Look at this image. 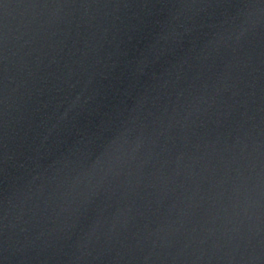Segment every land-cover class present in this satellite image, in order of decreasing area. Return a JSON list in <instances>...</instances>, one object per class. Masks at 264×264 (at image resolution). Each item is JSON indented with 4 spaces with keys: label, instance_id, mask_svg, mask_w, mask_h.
I'll return each mask as SVG.
<instances>
[{
    "label": "water",
    "instance_id": "water-1",
    "mask_svg": "<svg viewBox=\"0 0 264 264\" xmlns=\"http://www.w3.org/2000/svg\"><path fill=\"white\" fill-rule=\"evenodd\" d=\"M0 264H264V0H0Z\"/></svg>",
    "mask_w": 264,
    "mask_h": 264
}]
</instances>
